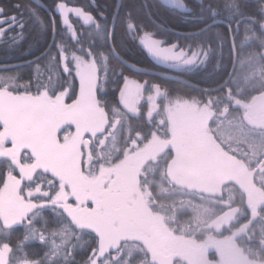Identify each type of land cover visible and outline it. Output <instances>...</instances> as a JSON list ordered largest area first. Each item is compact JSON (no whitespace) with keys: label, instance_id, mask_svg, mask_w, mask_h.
Listing matches in <instances>:
<instances>
[{"label":"snow or ice","instance_id":"6c2138e0","mask_svg":"<svg viewBox=\"0 0 264 264\" xmlns=\"http://www.w3.org/2000/svg\"><path fill=\"white\" fill-rule=\"evenodd\" d=\"M13 7L0 44L47 39L27 79L0 68V264H264V0H161L171 43L127 0ZM118 23L163 74H130L156 76Z\"/></svg>","mask_w":264,"mask_h":264},{"label":"trees","instance_id":"16d2710c","mask_svg":"<svg viewBox=\"0 0 264 264\" xmlns=\"http://www.w3.org/2000/svg\"><path fill=\"white\" fill-rule=\"evenodd\" d=\"M44 3L49 10L54 3V0H40ZM17 0H0V5H4L10 9V11L15 12L16 9L13 5ZM25 4H30L31 0H22ZM70 4L77 6L83 5L88 7L93 3V0H69ZM129 4L134 5L133 12L138 20L142 21L143 26L146 31L154 32L156 39H165L169 43L175 42V37L178 33H183L188 30L190 25L186 24L184 18L178 14L176 11H171L161 7V0H147V3L151 5L153 11V17L150 19L146 16L145 12L140 8V4L144 3V0H127ZM189 5L194 4V0H186ZM96 5L100 8L106 9L109 13L112 11V0H94ZM41 14L45 19H48V12L42 8H39ZM254 11V6L250 8ZM75 22V18H72ZM58 27H59V17H57ZM78 26V23H77ZM27 38L20 44L19 47L9 48L6 45L0 44V67H5L9 65L14 71L19 72L25 79H27L31 74V66L27 63L29 60L33 59L34 56L39 55L40 50L46 47V39L37 35V33L28 28L25 30ZM116 44L120 49L122 56L129 63L135 64L138 67L164 72V69L158 68L156 64L153 63L152 58L139 44L138 40H134L131 36L127 34L125 28L121 24H117L116 27ZM32 45L31 49L29 46ZM115 63V61L113 62ZM125 72L129 69L125 68ZM136 76L137 79L144 80L149 79L155 80L157 76H144L142 74L130 73ZM192 81H203L201 74L197 73L190 77ZM172 87H179L173 81L168 82ZM16 237L13 236V242L15 243ZM32 248H37L39 245L30 242L29 244Z\"/></svg>","mask_w":264,"mask_h":264},{"label":"water","instance_id":"95a60500","mask_svg":"<svg viewBox=\"0 0 264 264\" xmlns=\"http://www.w3.org/2000/svg\"><path fill=\"white\" fill-rule=\"evenodd\" d=\"M40 8L44 9L47 12L49 11L47 9L46 5L44 3H42L41 1H40ZM129 64H132V63H129ZM10 66H13V65H9L8 67H10ZM0 68H2V67H0ZM139 68L141 69L142 72L143 71L155 72L157 77L160 76L161 74H163V72H160V71L148 70V69H144V68H141V67H139Z\"/></svg>","mask_w":264,"mask_h":264}]
</instances>
